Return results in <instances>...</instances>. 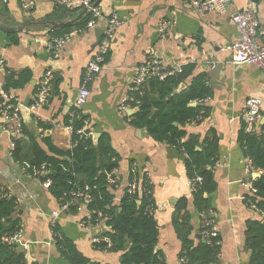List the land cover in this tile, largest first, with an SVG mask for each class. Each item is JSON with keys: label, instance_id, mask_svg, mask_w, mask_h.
Returning a JSON list of instances; mask_svg holds the SVG:
<instances>
[{"label": "crops", "instance_id": "crops-1", "mask_svg": "<svg viewBox=\"0 0 264 264\" xmlns=\"http://www.w3.org/2000/svg\"><path fill=\"white\" fill-rule=\"evenodd\" d=\"M93 1L100 7L103 19L92 28L83 24L73 29L59 58L51 59L46 42L53 31L82 18L84 12L68 10L53 0H35L27 10L19 0L6 3L0 0V80L4 81L6 75L25 79L23 86L11 90L15 99L21 104L30 103L42 73L48 68L53 74L59 73L57 86L53 92L50 90L47 104L29 112L24 120L20 114L22 123L32 133L50 137L56 147L70 149L71 131L64 119L73 106L67 107V101L72 90L85 86L89 94L79 111L87 118V129L92 134L98 133V137L107 135L119 155L114 202L119 201L129 184L132 162L139 174H146L151 185L155 202L153 215L158 226L155 250L160 251L166 264H178L181 244L172 224V212L181 198L187 200L194 241L200 235V219L192 204L184 157L173 146L155 141L144 128L133 125L134 112L129 115L127 110L120 111L118 107L129 92L135 67L148 56H160L170 66L192 63L191 77L202 74L208 89L202 102L208 111L199 123L185 125V130L200 140L211 138L213 134L216 138L217 156L212 167L216 189L208 197L210 218L221 247L217 264H247L246 222L263 221L264 217L244 202L243 196L249 192L243 183L249 176L238 134L244 126L240 113L250 97L261 100L260 117L252 126L253 132L260 133L264 126V78L256 66L230 63L229 47L238 37L231 16L246 7L251 8L259 20L261 32L257 43L264 45V0H230L223 13L199 12L191 5V0ZM112 11L122 23L101 70L85 81L86 63L95 48V30L104 28L105 19ZM163 19L171 25L161 35L158 25ZM187 82L179 84V90L185 88ZM38 120L50 127L40 129ZM8 124L0 101V187L16 201L14 215L21 228L14 243L24 253L25 263L73 264L68 253L57 244V236L68 242L87 264H121L120 251L100 249L91 242V237L100 235L93 234L96 228L87 230L79 225L87 216L85 207L82 211H60V199L43 187L42 175L25 174L21 165L13 160L11 135L4 130ZM245 131H249L246 126ZM41 146L46 148L43 143Z\"/></svg>", "mask_w": 264, "mask_h": 264}, {"label": "trees", "instance_id": "trees-1", "mask_svg": "<svg viewBox=\"0 0 264 264\" xmlns=\"http://www.w3.org/2000/svg\"><path fill=\"white\" fill-rule=\"evenodd\" d=\"M87 16L84 13L77 21L55 29L51 36L70 33L82 27L86 24ZM193 68L194 65L188 63L181 65L180 72L162 80L151 77L143 86L141 95L132 93L138 100L132 123L144 128L155 141L173 146L183 155L188 179L201 178L200 184L191 191L193 207L198 213L205 212L211 220L208 196L216 189L212 171L217 156L216 138L213 134L211 138L200 140L197 135L188 134L185 130V125L199 123L208 111L202 104L208 89L202 74L191 77ZM24 80L6 75L2 81L3 88L11 91L23 86ZM186 80L185 88L175 92L177 86ZM10 102L14 103V100ZM191 103L194 105L191 106ZM130 106L135 104L131 103ZM86 121L87 118L74 106L65 117L64 124L72 128L71 148L68 150L56 147L50 137L32 133L22 123L21 133L12 138L10 155L28 174L39 169L47 171L42 179L51 181L48 190L60 199L61 204L68 201L70 192H83L88 201L85 206L87 216L82 220L88 219L94 224L98 213L108 217L104 223L111 227V232L100 233V237H107L110 245L99 242L95 246L120 251L121 264H166L160 251L155 250L158 226L153 215L155 202L146 174H139L130 162L129 183L133 180L139 182V188L130 191L127 185L115 203L113 190L118 180L110 172L117 168L119 155L111 147L107 135L99 136L94 144L92 137L78 133ZM37 126L41 129L50 127L39 120ZM245 126L239 131V144L245 158L262 172L252 181L255 191L246 194L244 202L249 207L253 205L264 217V126L260 133L245 131ZM42 143L46 148L41 146ZM148 190L149 193H146ZM15 209V199L0 187V264H26L24 253L16 248L11 239L21 228L14 215ZM69 210L77 209L71 206ZM172 224L181 244L178 258H185L187 264H217L221 248L219 238L207 240L201 236L194 241L186 198H181L176 204ZM55 240L63 247V252L68 253L73 264H87L68 242L57 236ZM244 247L249 250L247 264H264V223L261 219L246 222Z\"/></svg>", "mask_w": 264, "mask_h": 264}, {"label": "built area", "instance_id": "built-area-1", "mask_svg": "<svg viewBox=\"0 0 264 264\" xmlns=\"http://www.w3.org/2000/svg\"><path fill=\"white\" fill-rule=\"evenodd\" d=\"M6 3L9 0H1ZM22 8L27 10L31 8L35 0H19ZM56 5L63 6L68 9H85L84 13H87V21L85 27L92 28L95 26L98 20L103 19V13L100 7L94 4L93 0H53ZM230 0H191V5L199 12L205 11H219L221 13L225 12ZM231 21L235 24L238 32V37L234 41L230 48L231 58L230 63L236 65H253L260 69L262 76L264 78V45H259L257 43V37L261 32L259 20L251 8L246 7L242 11L232 14ZM122 21L119 18L118 14L114 11L109 13L105 19L104 30L101 36L99 37L94 51L91 57L86 63L85 71V81L91 79L95 76L102 67V64L105 59L106 53L109 51L111 43L113 41L115 32L117 28L121 25ZM171 25L166 19H163L159 22L158 32L162 35ZM70 38V33H65L59 36H50L46 42V51L49 54L51 59L59 58L60 52L66 42ZM181 66H170L163 62L162 58L157 55L148 56L142 63L137 65L134 69V75L131 78L130 85L128 88L127 95L121 101L118 109L120 111H126L131 109V103H134L135 106L138 104V100L134 98L132 93H137L141 95L143 92V86L146 81L151 77H156L158 79H164L167 76L173 75L175 72H180ZM53 77L52 69H46L41 77L38 80L37 87L33 94L31 102L27 105L29 112L33 113L38 108L47 104L50 90H51V80ZM89 92L85 86L79 88V94L75 100L74 108L79 109L87 99ZM14 100V103L10 101ZM0 101L2 104V114L5 119L8 120L9 124L4 128V130L11 136H17L21 133L22 119L20 116L19 107L21 105L18 102L11 91H5L3 88V82L0 80ZM260 107L261 100L258 97H250L246 99L244 107L240 113V118L243 123L246 125V128L252 132V126L257 122L260 117ZM193 124L195 122H192ZM41 129V128H40ZM68 129L72 132L71 126H68ZM87 121L85 125L78 130V133L85 134L86 137H92V132L87 129ZM13 146V143L12 145ZM25 174H28L23 168ZM245 171L248 174L249 178L243 183L247 188L249 193H254V188L252 181L255 178V175H260L261 170L254 168L250 161L245 158ZM48 172L44 169H39L34 171L33 174L28 175H46ZM110 174H115V169L110 172ZM191 191L194 190L201 182V178L196 176L194 178L188 179ZM51 181L45 179L42 182L44 188H49ZM129 190L133 191L136 188H139V182L132 181L128 184ZM149 193V190L146 191ZM68 201H65L61 204L60 211H68L71 206H76L78 211H82L86 206L88 201L87 196L83 192H70ZM245 199V197L243 196ZM252 207H254L252 205ZM200 219V235L209 240L211 237H217V229L214 226L212 220L209 219L208 215L205 212L198 213ZM108 219L106 216H102L101 213H98L97 222L91 223L88 219L81 220L79 225L85 229L98 228L101 223H104ZM52 224L55 222V217L51 219ZM20 236V229L16 232L11 239L17 240ZM91 242L97 244L99 242H105L107 245H110V242L107 237L94 236L91 237ZM178 264H187L185 258H179Z\"/></svg>", "mask_w": 264, "mask_h": 264}, {"label": "water", "instance_id": "water-1", "mask_svg": "<svg viewBox=\"0 0 264 264\" xmlns=\"http://www.w3.org/2000/svg\"><path fill=\"white\" fill-rule=\"evenodd\" d=\"M82 12H85V9H83ZM10 30L12 31V30H14V29H10ZM18 30H19V29H18ZM103 30H104V29H96V30H95V42H94L93 46L96 45V43H97L99 37H100L101 34L103 33ZM58 80H59V73L54 72L53 77H52V80H51V91H52V92L55 90V88H56V86H57V83H58ZM181 85H182V84H181ZM181 85L178 86V88L176 89L175 92H177V90H179V87H181ZM78 94H79V89H78V88L72 90L71 97H70L69 100L67 101V107H69V106H74V103H75V100H76ZM28 104H29V102H28V103H25V104H21L20 107H19L20 114H21L23 120H24V118L29 117V114H30V113H29V110H28V108H27V105H28ZM136 110H137V107H134V108L128 109V110H127V113H128L129 115H131V114H132L133 112H135ZM13 137H15V136H11V139H12ZM97 137H98V133H94V134L92 135V141H93L94 144L96 143V139H97ZM44 176H45V175H42V176L40 177V179H42ZM172 202H174V201H172ZM262 222L264 223V219H263ZM104 232H111V227H110V226H107L105 223H101V224L99 225V227L96 228V229L93 231V234H96V233H104ZM197 237L200 238L201 235H197Z\"/></svg>", "mask_w": 264, "mask_h": 264}]
</instances>
